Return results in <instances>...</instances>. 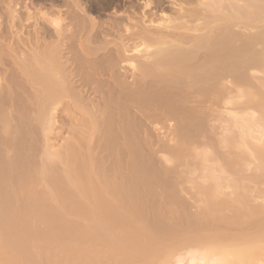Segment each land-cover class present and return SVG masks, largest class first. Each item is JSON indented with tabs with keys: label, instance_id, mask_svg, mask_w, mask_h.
<instances>
[{
	"label": "bare ground",
	"instance_id": "1",
	"mask_svg": "<svg viewBox=\"0 0 264 264\" xmlns=\"http://www.w3.org/2000/svg\"><path fill=\"white\" fill-rule=\"evenodd\" d=\"M0 264H264V0H0Z\"/></svg>",
	"mask_w": 264,
	"mask_h": 264
}]
</instances>
